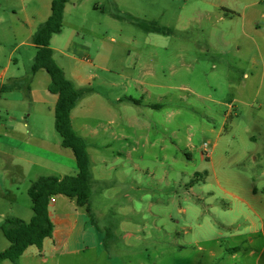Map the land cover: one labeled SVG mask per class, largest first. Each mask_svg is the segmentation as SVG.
Listing matches in <instances>:
<instances>
[{
	"label": "rangeland",
	"instance_id": "1",
	"mask_svg": "<svg viewBox=\"0 0 264 264\" xmlns=\"http://www.w3.org/2000/svg\"><path fill=\"white\" fill-rule=\"evenodd\" d=\"M102 1L115 20L100 14L87 19L96 36L108 26L109 44L112 37L117 39L108 67L133 78L136 47L152 52L155 63L148 61V66L156 78L148 80L164 87L154 89L150 98L135 96L137 105L126 103V116L143 125L154 123L151 130L141 129L139 189L132 178L124 182V158L111 160L109 180L93 182L90 198L95 226L105 233L102 256L84 255L76 264H201L203 256L206 264H213L208 253L198 250L204 246L198 241L235 229L244 233L249 217L264 229V221L236 205L231 195L258 189L257 197L249 193L246 198L264 217V0H115V5L97 0ZM0 5L20 9L19 0H0ZM74 20L69 14L68 23ZM102 24L104 30L99 29ZM3 28L0 69L15 42ZM149 30L158 32L156 48L145 44ZM90 42L96 53L99 41ZM34 55L35 49L25 46L13 57L29 72ZM55 59L62 63L60 56ZM95 85L104 96L115 98L102 82ZM4 104L1 99L0 115L6 120ZM91 118L94 124L108 120L105 112ZM92 141L85 140L93 157H118V141L104 136ZM93 165L103 168L96 160ZM33 215L25 216L29 220ZM123 221L125 231L119 227ZM123 232H128L126 238ZM183 240L190 246L176 247ZM262 245L256 242L254 248L260 251Z\"/></svg>",
	"mask_w": 264,
	"mask_h": 264
},
{
	"label": "crops",
	"instance_id": "2",
	"mask_svg": "<svg viewBox=\"0 0 264 264\" xmlns=\"http://www.w3.org/2000/svg\"><path fill=\"white\" fill-rule=\"evenodd\" d=\"M19 1L20 9L16 7L4 9L0 5V31L4 27L5 31L8 29L6 35L15 38L7 64L0 69V101L1 99L5 101L3 110L7 114L6 120L0 115L1 252L11 245L5 236L3 226H7L10 220H22L28 223L32 219L31 217L28 220L25 215L33 212V202L29 196V189L33 183L44 177H56L62 180L66 176H75L78 172L74 152L70 148L63 147L62 137L53 131L56 129L55 111L59 95L49 90L50 75L44 69L36 73H32L31 70L26 72L23 70L25 66H22L21 60L13 57L22 47L27 46L35 49V55L29 57V63H34L37 48L33 38L39 27L52 15V0ZM106 1L111 2L112 5L116 4L115 0ZM107 12L103 1L68 0L64 12L63 30L53 36L51 48L54 51V59L58 56L62 58V63L58 66L64 71L66 78L72 81L78 90L84 92L71 114L74 131L87 143H90L91 139L94 141L97 137L104 136L122 144L116 158L104 155L95 158L91 154L90 147L87 146L92 170L91 190L93 182L105 183L109 180L108 177L114 168L109 167L110 161L122 160V157L124 182L132 178L134 188L139 189L137 183L141 181L142 171L140 166L142 156L138 155L143 139L141 129L144 127L151 130L154 123L143 125L138 118L126 116V109L129 110L126 103L137 105L139 100L135 96L141 99L150 98L154 89L164 86L150 83L148 80L156 78L153 69L148 66V61L155 63L152 52L136 47L133 54V70L136 73L133 78L108 67L111 56L115 53L114 45L117 39L112 37V44H109L110 39L105 35L110 31V27L105 26L104 30V24L99 29L105 32L96 36L93 24L87 19L88 16L96 14L105 15L107 21L112 19L111 16L115 18L113 13ZM69 14L74 16L73 23L67 21ZM148 32L150 36L145 44L147 47L156 48L157 43L153 38H156L158 32L156 30ZM3 37L0 34V50L5 42ZM18 37H21V42H18ZM90 39L99 41L96 53H93ZM96 69L103 73L96 72ZM29 73L30 82L25 84L24 77ZM96 81L106 85L110 95L115 98L101 94V90L95 85ZM120 111L124 112L120 114ZM99 112H105L107 115L108 120L105 124L99 119L97 124L92 122L91 117ZM95 160L101 163L102 170L97 166L93 167ZM206 177L203 183L206 182ZM262 192L264 193V189ZM242 193L246 196L240 193L231 194L236 205L246 208L259 221H264V217L246 198L249 193L252 197H257L258 189H249ZM53 197L54 202L49 203V216L54 224L53 236L44 240L42 249L30 246L16 263L5 260L2 264H62L68 258L71 259V264H76L77 258L84 255L94 256V259L102 256L101 243L105 233L98 230L84 208L78 207L74 200L62 195ZM90 206L94 214L91 202ZM97 222L99 223V220ZM120 224L121 231H125L126 223L123 221ZM234 224L235 221L227 226L233 227ZM248 224L250 226L244 233L235 232V229L198 241L197 244H204L203 247L199 246L198 250L208 253L207 256L213 260V264H261L264 255V229L257 228L252 217H249ZM127 234L128 232H123V237L126 238ZM184 235L189 234L185 232ZM259 241H262L263 245L262 249L257 251L254 245ZM185 244L184 240L183 243L177 241L176 247L182 249L190 246V242ZM203 257L200 262L206 264Z\"/></svg>",
	"mask_w": 264,
	"mask_h": 264
},
{
	"label": "trees",
	"instance_id": "3",
	"mask_svg": "<svg viewBox=\"0 0 264 264\" xmlns=\"http://www.w3.org/2000/svg\"><path fill=\"white\" fill-rule=\"evenodd\" d=\"M67 2L68 0H52V15L39 27L33 38L37 54L31 71L36 73L44 69L51 77L49 90L59 95L55 111L56 130L62 137L63 147L74 152L78 172L77 175L66 176L62 180L44 177L33 183L29 189V196L33 202L34 215L28 223L10 220L7 226H3L5 236L11 245L0 253V264L5 260L16 263L27 248L37 246L42 249L44 240L53 236L54 224L49 216V203L53 196L62 195L74 200L78 207L84 208L95 225L90 206L92 170L87 143L77 135L71 122L72 111L84 92L78 90L73 82L66 78L64 71L55 62L54 51L51 48L53 36L63 30Z\"/></svg>",
	"mask_w": 264,
	"mask_h": 264
},
{
	"label": "built area",
	"instance_id": "4",
	"mask_svg": "<svg viewBox=\"0 0 264 264\" xmlns=\"http://www.w3.org/2000/svg\"><path fill=\"white\" fill-rule=\"evenodd\" d=\"M50 202H52V203L54 202V197L50 198Z\"/></svg>",
	"mask_w": 264,
	"mask_h": 264
}]
</instances>
